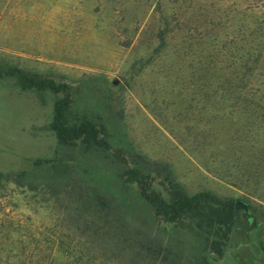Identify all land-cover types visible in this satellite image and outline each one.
Returning <instances> with one entry per match:
<instances>
[{"label": "trees", "instance_id": "trees-1", "mask_svg": "<svg viewBox=\"0 0 264 264\" xmlns=\"http://www.w3.org/2000/svg\"><path fill=\"white\" fill-rule=\"evenodd\" d=\"M139 1L155 6L159 15L155 45L132 63L124 84L113 86L123 91L149 66L162 62L172 76L167 93L189 109L264 111V88L257 84L264 62V0ZM133 43L134 38L122 41L126 47ZM7 76L42 102L47 93L54 95L51 120L42 130L55 133L57 146L53 157L38 158L31 170H0L2 200L24 195L35 214H53L44 230L34 229L31 219L30 224L0 219V239L10 241L0 264H215L237 233H246L240 229L244 208L237 217L238 200L210 189L191 192L170 164L163 167L140 152L133 130L124 124L126 108L117 112L121 126L116 129L103 115L80 110L70 83L18 66L3 68L0 78ZM109 99L115 101V92ZM86 156L108 166L116 188L107 176L101 180L89 165L81 166ZM130 185L137 187L149 214L142 216L128 199ZM0 206L3 213L1 200Z\"/></svg>", "mask_w": 264, "mask_h": 264}, {"label": "rangeland", "instance_id": "rangeland-1", "mask_svg": "<svg viewBox=\"0 0 264 264\" xmlns=\"http://www.w3.org/2000/svg\"><path fill=\"white\" fill-rule=\"evenodd\" d=\"M122 1L0 0V71L18 66L72 84L80 110L103 115L116 129L121 126L117 112L126 108L124 124L133 130L140 152L163 167L170 164L189 191L210 189L247 206L248 217L241 211L240 221L246 233L239 231L229 246L234 251H227L215 264H264V111L189 109L167 93L172 76L162 62L149 66L123 91L113 86L118 81L124 84L132 63L152 50L153 31L158 28L155 6ZM133 38L131 47L122 45ZM259 70L257 84L264 88V62ZM159 83L164 90L156 95ZM17 91L23 93L13 77L0 78V170L4 172L31 170L38 158L53 157L56 147V136L42 130L51 120L54 95L47 93L42 102L33 91L24 92L28 97H17ZM111 91L114 102L109 99ZM155 97L160 103L153 102ZM97 163L95 157L86 156L81 166L89 165L101 180L107 176L108 184L116 188L108 166ZM129 187L128 199L142 216L149 214L137 187ZM0 200L5 206L0 219L14 217L28 224L33 220L34 229L44 230L53 218L45 210L35 214L24 195ZM9 244L0 239V253L7 254Z\"/></svg>", "mask_w": 264, "mask_h": 264}, {"label": "water", "instance_id": "water-1", "mask_svg": "<svg viewBox=\"0 0 264 264\" xmlns=\"http://www.w3.org/2000/svg\"><path fill=\"white\" fill-rule=\"evenodd\" d=\"M241 207L244 208V212H245L244 214L248 217L247 213L249 210H248L247 206L243 202H240V201L236 205L237 217L240 218V208ZM253 219H254V217L251 216L250 220H253ZM227 251H234V250L231 248H228Z\"/></svg>", "mask_w": 264, "mask_h": 264}, {"label": "crops", "instance_id": "crops-1", "mask_svg": "<svg viewBox=\"0 0 264 264\" xmlns=\"http://www.w3.org/2000/svg\"><path fill=\"white\" fill-rule=\"evenodd\" d=\"M21 91H23V90H21ZM24 92H26V91H23V93H20V92L17 91V94H16L17 97H18V96H22V97L27 96V97H28L29 94H25ZM8 93H9V92H8ZM9 94H10V93H9ZM10 95H12V94H10ZM12 101H13V100H12ZM12 101H11V102H12ZM8 102H10V101H8ZM11 102H10V103H11ZM11 105H12V104H11ZM11 105H8V107L10 108ZM45 131H47V130H45ZM49 132H51L50 134L52 135V137H53V135L56 136L54 132H52V131H49ZM55 146H57V137H56V145H55ZM55 149H56V147H55ZM49 151L52 152L53 150H52V149H49ZM53 152H55V150H54Z\"/></svg>", "mask_w": 264, "mask_h": 264}]
</instances>
